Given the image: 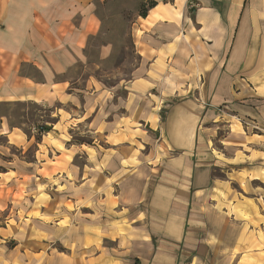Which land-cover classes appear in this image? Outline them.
Listing matches in <instances>:
<instances>
[{
  "label": "crops",
  "instance_id": "1",
  "mask_svg": "<svg viewBox=\"0 0 264 264\" xmlns=\"http://www.w3.org/2000/svg\"><path fill=\"white\" fill-rule=\"evenodd\" d=\"M142 1L108 86L96 0H0V104L55 115L0 173V264H264V0Z\"/></svg>",
  "mask_w": 264,
  "mask_h": 264
},
{
  "label": "rangeland",
  "instance_id": "2",
  "mask_svg": "<svg viewBox=\"0 0 264 264\" xmlns=\"http://www.w3.org/2000/svg\"><path fill=\"white\" fill-rule=\"evenodd\" d=\"M144 5L142 0H96L101 28L90 44L88 69L78 71L83 78L92 76L108 86L130 78L137 60L133 25ZM106 44L110 55L100 60L98 48ZM54 121L55 115L32 103L0 104V173L13 158L33 160L43 135Z\"/></svg>",
  "mask_w": 264,
  "mask_h": 264
},
{
  "label": "trees",
  "instance_id": "3",
  "mask_svg": "<svg viewBox=\"0 0 264 264\" xmlns=\"http://www.w3.org/2000/svg\"><path fill=\"white\" fill-rule=\"evenodd\" d=\"M144 6H142V11L139 14V16L142 17V18L145 17L147 9L148 8H152L154 6V3L153 2H149V3H146V5H144Z\"/></svg>",
  "mask_w": 264,
  "mask_h": 264
}]
</instances>
